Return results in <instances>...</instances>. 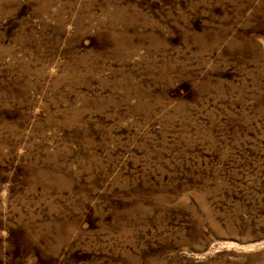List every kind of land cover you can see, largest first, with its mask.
<instances>
[{
    "label": "rangeland",
    "instance_id": "rangeland-1",
    "mask_svg": "<svg viewBox=\"0 0 264 264\" xmlns=\"http://www.w3.org/2000/svg\"><path fill=\"white\" fill-rule=\"evenodd\" d=\"M0 264H264V0H0Z\"/></svg>",
    "mask_w": 264,
    "mask_h": 264
}]
</instances>
